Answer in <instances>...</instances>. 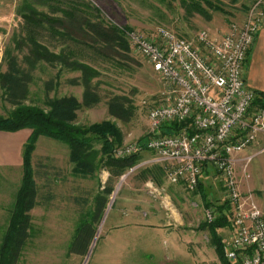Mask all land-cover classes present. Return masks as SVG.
I'll return each mask as SVG.
<instances>
[{"label":"rangeland","instance_id":"obj_1","mask_svg":"<svg viewBox=\"0 0 264 264\" xmlns=\"http://www.w3.org/2000/svg\"><path fill=\"white\" fill-rule=\"evenodd\" d=\"M212 1L224 11L205 5L210 18L187 10L181 0L40 1L37 4L38 9L52 16L63 17L66 21L69 18L63 16L61 9H68L70 2H80L82 6L80 12L77 11L79 16H87L104 30L111 26L122 28L129 42V50H125L118 45L109 47L106 38L100 37L101 39L94 42L93 39H85L76 33V38L80 41L64 40L50 30L43 29L41 40L52 51L58 53L62 48L70 46L78 53L81 61L98 71L93 78V85L101 99L95 106L79 109L77 123L90 125L104 120L114 121L124 134L123 143L118 147L146 142L150 131L149 110L159 102L164 81L154 70L152 63L133 49L127 31L137 30L149 37H155L157 30L162 27L177 36L195 39L199 32L206 30L211 38L219 39L228 32L232 24L241 23L236 19L237 15H247L250 5L256 0ZM19 2L20 0H0L2 71L7 69L4 61L7 49H13L19 55L21 53L14 41L15 36L22 32L23 19L17 12ZM61 68L59 63L41 65L35 72L32 93L26 103H36L47 109V94L50 97L75 96L83 101L84 86L74 85L69 81L79 77L81 73L64 70L56 78ZM49 80L54 81V87L50 90L46 87ZM115 95L125 96L128 104L134 107V113L128 120L120 119L110 112L108 101ZM13 108L0 88V115L8 116ZM7 132H16L14 135L18 138L20 149L17 153L19 164L17 168H12L10 182L6 180L9 175L8 168L0 167V182L6 187L3 188L4 193L6 191L8 194L7 205H3L7 208L5 210L14 207L17 198L15 196L23 177V152L33 129L22 128ZM95 147L100 149L101 145L97 144ZM69 153L67 143L53 138L40 136L36 142L33 152L36 179L42 195L47 194L48 198L43 196L40 205L30 211L33 230L18 264H155L147 256L146 239L149 235L145 228L148 222L146 215L153 211H157V214L163 212L166 225L172 228L177 226L180 237L211 241L209 231L201 226L210 222L208 210L227 200L224 180L215 167L206 166L201 176V187L195 191H189L184 184L171 185L161 173L153 179L148 176L145 179L144 169L155 165H144L135 172L127 171L115 179L112 183L113 191L106 193L110 173L101 169L95 178L75 177L72 174L74 164L69 159ZM150 155L146 151L143 159ZM251 165L252 162L246 167L243 160L238 161L236 175L242 195L248 197L252 194L261 208L258 197L263 196L259 188L264 189V180L258 175L253 176ZM10 186L12 189L8 188ZM98 195L105 196L107 201L100 222L95 224V237L85 255L72 252L71 240L79 226L81 212L83 208L85 211L94 210ZM207 201L211 202V207L206 206ZM8 217L4 225L0 223V240L7 231ZM225 228L221 236L228 244L233 229L232 226Z\"/></svg>","mask_w":264,"mask_h":264},{"label":"built area","instance_id":"obj_2","mask_svg":"<svg viewBox=\"0 0 264 264\" xmlns=\"http://www.w3.org/2000/svg\"><path fill=\"white\" fill-rule=\"evenodd\" d=\"M264 24V0H256L243 22L234 23L219 39L206 30L194 39L160 27L155 37L127 31L133 49L146 57L164 81L159 102L149 110V134L138 143L116 147L124 158L147 150L152 157L131 167H162L165 179L197 190L205 166H213L224 180L231 205L233 233L225 255L233 264H264V211L253 195L244 197L236 163L247 165L264 153V145L245 156L264 133V100L245 82L244 65ZM178 125V130L174 126ZM173 128L171 132L166 129ZM208 219L217 215L208 210Z\"/></svg>","mask_w":264,"mask_h":264},{"label":"trees","instance_id":"obj_3","mask_svg":"<svg viewBox=\"0 0 264 264\" xmlns=\"http://www.w3.org/2000/svg\"><path fill=\"white\" fill-rule=\"evenodd\" d=\"M40 1L51 0H20L17 12L23 19L22 32L16 35L14 41L20 55L13 49H7L4 53V61L7 69L2 71L0 66V88L4 98L14 108L8 116L0 115V130L17 131L22 128L33 129L28 143L23 152V177L17 194V200L12 210L9 226L5 232L0 245V264H18L23 251L31 237L33 230L32 216L30 211L40 205L43 196L36 179V169L33 162V152L36 142L40 136H47L67 143L70 148L69 159L73 163L72 174L75 177L95 178L101 169L110 173L106 193L113 191L112 183L115 179L124 175L131 167L143 160V153L147 150L118 158L114 155V149L123 143L124 134L121 128L112 120L82 125L77 123V111L84 107L95 106L101 99L95 91L93 78L98 71L91 65L84 63L77 56L75 49L67 46L60 52L52 51L41 40L43 29H48L61 38L80 41L77 35L85 39L91 38L94 42L106 38L109 47L121 46L129 50V42L122 28L111 26L107 30L92 21L87 16H79L82 4L70 2L68 9H61L63 16H52L46 11L38 9ZM236 1V0H233ZM181 3L189 11H196L201 15L210 18L207 7L224 11L212 0H181ZM78 11V12H77ZM102 27V28H101ZM78 33L77 35H75ZM19 36V37H18ZM101 37V38H100ZM115 45V46H114ZM59 63L62 68L56 78H59L62 71H79L81 75L69 81L74 85H83V101L75 96L50 97L46 95L45 103L47 109L36 103H26L31 95V87L35 82V72L43 64ZM58 85V83H57ZM48 90L54 87V81L46 82ZM256 98L254 105L262 104L264 93ZM110 112L123 120H128L134 113V107L128 104V99L122 95H115L108 101ZM131 116V117H130ZM173 128L166 129L171 132ZM178 130V125L174 126ZM144 146L146 142L140 141ZM100 144V149L95 146ZM206 168V166H205ZM204 168V169H205ZM146 176L152 179L161 173L163 169L159 165L147 167L143 171ZM201 187V180L198 188ZM80 202L79 199H76ZM87 202L86 199L83 200ZM94 210L81 212L79 226L76 227L71 240L72 252H79L85 255L92 240L95 237L98 224L103 216L106 207V197L98 195ZM214 204V203H213ZM211 207V202H206ZM217 211L215 219L204 223L201 228L207 229L211 236V242L223 264H232L225 255V242L219 233V229L232 226L231 205L228 201L214 205ZM82 210V209H81ZM80 247L78 248L77 246Z\"/></svg>","mask_w":264,"mask_h":264},{"label":"crops","instance_id":"obj_4","mask_svg":"<svg viewBox=\"0 0 264 264\" xmlns=\"http://www.w3.org/2000/svg\"><path fill=\"white\" fill-rule=\"evenodd\" d=\"M245 16L246 15L244 14L237 15L236 19L243 22ZM225 30L227 31L228 27H226ZM244 79L248 87L252 88L257 93L258 98L262 97L261 93H264V24L248 53L244 65ZM14 133L16 132L0 130V167L6 166V168H8L9 175L6 177L8 182L12 180V168H17L19 164V154L17 156V153L20 147L18 138L15 137ZM263 145L264 133L260 135L258 142L245 149L241 156L253 153ZM152 155L153 154L150 156ZM251 162L253 176L258 175L262 180H264V153L253 158ZM3 188L6 187L2 186L0 182V219L2 218L0 223L1 225H4L6 223H4V221L7 220L6 217L9 216L7 222L8 228L14 207L8 208L9 210H5L7 208L3 205H7L6 202L8 201V194L6 191L4 193ZM8 188L12 189L11 186ZM259 191H262V193H260L263 194V196L258 197V202L264 211V189L259 188ZM17 194L15 197H17ZM7 214L9 215L7 216ZM146 216L148 222L146 223L145 228L148 230L146 233L149 235L146 239L147 256L149 260H152L155 264H223L218 257L215 246L210 240H205L203 238L188 239L186 237H180L177 226L176 228L175 226L172 228L166 225L164 222V220L166 221V217L163 215V212L157 214V211H153ZM224 229L226 228L219 229V233L222 234ZM232 229L234 230L233 225ZM168 231H170V233ZM231 236L232 235H230L229 238L230 240ZM1 238H3V236H1ZM223 240L225 242L224 238ZM1 243L2 239L0 240V245ZM225 244L227 245V243Z\"/></svg>","mask_w":264,"mask_h":264}]
</instances>
